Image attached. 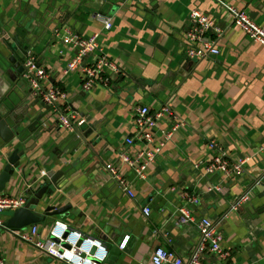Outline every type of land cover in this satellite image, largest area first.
<instances>
[{
  "label": "crops",
  "instance_id": "0c3cea01",
  "mask_svg": "<svg viewBox=\"0 0 264 264\" xmlns=\"http://www.w3.org/2000/svg\"><path fill=\"white\" fill-rule=\"evenodd\" d=\"M223 1L246 11L264 28V0ZM194 9L225 31L218 57L187 56L186 33ZM100 14L113 19L110 31L99 21ZM54 21L59 22L51 31ZM0 27L12 36L31 31L32 36L20 38L22 43L32 44L30 51L49 73L48 86L66 95L62 109L84 120V129L73 135L42 101H0L9 129L19 132L8 144L0 138V175L16 148L25 151L20 170L0 198L28 202L25 187L33 179L57 171L65 175L55 195L59 207L70 209L52 223L38 225L42 237L57 221L96 239L108 228L125 236L116 264H153L158 248L187 263L199 245L200 222L210 219L222 232L230 257L220 260L208 253L203 264H264V47L231 27L216 0H0ZM63 27L85 38L99 34L104 54L120 69L118 75L106 77L108 85L100 82L86 92L79 69L65 74L76 50L56 37L55 31ZM22 88L29 89L25 84ZM142 106L152 113L167 106L173 113L160 122L158 142L164 132L175 129L145 180L136 179L120 160L121 154L135 155L143 148L126 145ZM211 141L231 162L249 159L241 176L206 171L214 156L208 148ZM110 163L130 181L133 199L107 173ZM216 186L222 191L211 190ZM155 189L167 199L161 210L148 202ZM184 194L197 197L199 204L187 207ZM245 195L249 200L237 205ZM183 207L193 218L190 223L181 224ZM145 208L152 210L149 218ZM0 261L64 264L22 242L17 232L1 228Z\"/></svg>",
  "mask_w": 264,
  "mask_h": 264
},
{
  "label": "built area",
  "instance_id": "2783aa9c",
  "mask_svg": "<svg viewBox=\"0 0 264 264\" xmlns=\"http://www.w3.org/2000/svg\"><path fill=\"white\" fill-rule=\"evenodd\" d=\"M220 7L227 12L230 17L231 27L240 28L245 36L252 42L264 47V28L258 25L250 18L246 11L226 3L223 0H216ZM106 31L113 28V19L104 14L98 16ZM191 27L186 33V39L189 44L187 56L194 60H202L212 57H218L221 54L218 43L225 35L213 19L199 9H194L190 14ZM57 38H61L64 44L72 46L76 50L74 59L69 63L65 74L80 70L83 78V89L86 92L94 89L98 83L108 85L109 75H118L120 69L117 64L111 60L99 44V34L90 37H81L76 32L68 28H60L55 31ZM91 59V61H90ZM23 79L31 88L32 96L39 99L53 111L58 113V121L61 127L70 134L79 135L84 120L80 119L71 109H62L61 101L66 100V95L53 86H48L49 73L47 69L40 66L37 57L31 51L24 63ZM173 113L170 107L164 106L154 113L150 108L142 106L136 111L134 135L126 140L128 147L142 145L141 151L135 155L125 152L121 154L122 163L130 167L136 179L145 180L148 168L156 161L171 138L174 127L162 134V140L157 141L156 130L162 119L172 117ZM208 148L213 152V160L206 167L210 174H223L229 177L241 176L249 159L231 162L226 158L222 147L215 141H211ZM106 171L113 182L130 198L135 197L130 181L121 168L113 163L106 165ZM211 190L221 192L220 187H214ZM186 206L198 205L197 197L189 194L182 195ZM249 200L245 195L237 205H241ZM27 200L24 198L2 197L0 198V228H3V215L24 207ZM187 207L180 210L181 224H187L193 221ZM145 217L152 215L150 208L143 211ZM199 245L191 256L189 262H185L164 248H158L152 255L153 264H203L202 257L205 254L217 256L220 260H227L230 253L223 248L224 236L210 219H203L199 226ZM16 233V232H14ZM22 242L27 243L44 255L64 264H107L109 259V250L99 239L86 235L81 231L72 229L67 224L57 221L47 232L46 237H42L38 226L17 232ZM0 264H4L1 263Z\"/></svg>",
  "mask_w": 264,
  "mask_h": 264
},
{
  "label": "water",
  "instance_id": "95a60500",
  "mask_svg": "<svg viewBox=\"0 0 264 264\" xmlns=\"http://www.w3.org/2000/svg\"><path fill=\"white\" fill-rule=\"evenodd\" d=\"M104 14L106 11L103 12ZM59 21H54V26L51 31L56 29ZM62 22H64L62 20ZM49 29V30H50ZM22 33L19 32V35ZM13 35L7 28L0 27V101L6 99L12 102L20 99L21 102H26L32 99V91L28 83L22 79L25 68L24 63L31 49V43L23 44L20 38L32 36L30 30L20 37ZM123 80V79H122ZM27 85L28 90H24L22 86ZM19 97V98H18ZM34 98V97H33ZM36 104L40 103L39 99H35ZM50 107H46L48 110ZM0 138L5 144L10 143L13 138L19 134L15 132L16 128L9 129L7 120L4 119L5 113L0 110ZM6 118V117H5ZM84 127H82V130ZM88 137V136H86ZM25 157V151H20V147L13 151V154L8 160L3 173L0 175V197L4 194L7 184H9L14 175L21 168V159ZM63 171L44 174L41 178H35L25 187L26 195L29 200L27 204L13 212H8V218L4 221L3 230L20 232L33 226L48 225L57 218L64 216L69 211L70 207H59V198L56 197V192L59 191V180L64 177ZM160 201L162 203L160 204ZM150 208L154 204H159L161 210L167 204V199L157 189L153 190L148 198ZM154 208V207H153ZM113 229L105 228L98 232L99 240H101L109 249V259L107 264H116L115 262L122 253V245L125 240L124 235L110 233Z\"/></svg>",
  "mask_w": 264,
  "mask_h": 264
},
{
  "label": "rangeland",
  "instance_id": "374dc122",
  "mask_svg": "<svg viewBox=\"0 0 264 264\" xmlns=\"http://www.w3.org/2000/svg\"><path fill=\"white\" fill-rule=\"evenodd\" d=\"M8 216H9V214H4V215H3V218H4V219H7Z\"/></svg>",
  "mask_w": 264,
  "mask_h": 264
},
{
  "label": "bare ground",
  "instance_id": "6f19581e",
  "mask_svg": "<svg viewBox=\"0 0 264 264\" xmlns=\"http://www.w3.org/2000/svg\"><path fill=\"white\" fill-rule=\"evenodd\" d=\"M68 29H70V28L68 27Z\"/></svg>",
  "mask_w": 264,
  "mask_h": 264
}]
</instances>
